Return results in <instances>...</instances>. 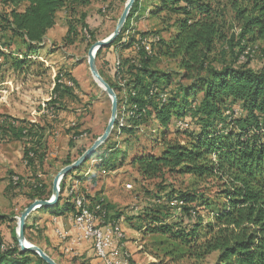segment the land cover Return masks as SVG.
Listing matches in <instances>:
<instances>
[{
  "label": "trees",
  "instance_id": "obj_1",
  "mask_svg": "<svg viewBox=\"0 0 264 264\" xmlns=\"http://www.w3.org/2000/svg\"><path fill=\"white\" fill-rule=\"evenodd\" d=\"M0 4L9 10L0 14V30L9 32L31 49L43 43L47 32L56 24L58 12L74 15L76 7L88 3L87 0H0ZM212 4V0L134 2L121 34L105 47L111 48L118 57L117 64L113 65L115 84H109L117 97L118 113L122 105L126 112L132 113L127 115L122 127L115 123L111 135L135 137L142 127L154 121L158 125L157 140L162 143L163 152L160 156L134 155L130 164L139 176L150 181L164 173L178 174L199 180L213 179L217 184L216 195L220 202L210 203L202 194L194 192L176 194L170 191L166 195V214L160 206L149 207V211L143 213L144 217H137L141 223L138 229L142 225L148 226V233L160 235L175 244L176 247L172 246L174 251L177 247L182 248L198 260L215 254L214 264H264V71H254L249 66L253 45L264 42V0H227L239 30L236 38L223 34V13ZM145 17L158 18L162 23L172 22L174 28L167 42L162 41L157 32L134 33L158 38L151 42L150 54L133 48V36L128 43L123 45L121 42L122 34L130 24ZM85 18L83 14L79 20L83 30L87 31L85 39L90 46L92 33ZM76 37L77 33L69 23L64 40L72 45ZM156 55L178 59L183 71L181 79L188 85L178 84L175 92H168L171 76L154 69ZM0 58L12 60L15 68L22 64V60L11 58V55L0 53ZM78 88L70 73L59 74L50 107L60 105L65 97L74 100V90ZM177 122L185 123L186 127L180 130L176 127ZM173 123L176 132L187 137L186 145L165 140ZM191 125L196 130H191ZM42 132V127L36 124L0 115V136L23 145L22 160L32 170L42 168L46 158L47 144ZM109 141L108 138L103 146ZM116 148L115 143L106 147L109 156L106 157L107 152L102 155V167L112 168L119 156L125 158V153ZM71 163L67 159L63 166ZM79 171L80 167L61 180L57 203L44 209L49 217L67 218L75 214V195L69 194L71 186L66 179L79 182L80 177H73ZM32 178L34 181L26 185L31 192L30 202L48 200L51 191L38 175ZM22 183L17 179L10 184L15 188ZM85 198L90 209L100 205L104 224L122 218V214L113 212V206L102 199ZM196 208L206 210L207 218L197 215ZM175 211L179 212V219L167 222L166 218L172 217ZM5 221L0 216V227ZM27 228L38 229L34 221L31 226H25V231ZM9 234L10 240L0 235V264H46L34 253L20 251L14 230ZM28 241L33 244L30 239Z\"/></svg>",
  "mask_w": 264,
  "mask_h": 264
},
{
  "label": "rangeland",
  "instance_id": "obj_2",
  "mask_svg": "<svg viewBox=\"0 0 264 264\" xmlns=\"http://www.w3.org/2000/svg\"><path fill=\"white\" fill-rule=\"evenodd\" d=\"M126 1L118 0L111 24L102 28V37L100 33L96 34L95 30H90L91 45L105 40L113 33ZM87 3L86 6H91L92 3L99 4L94 9L98 17L106 18L111 15L112 2L104 4L103 0H87ZM212 3L215 9L223 13V34L227 37L234 35L236 38L239 30L234 24L233 13L227 5V0H212ZM8 11L7 7L0 4V14L8 13ZM82 11L77 9L74 15L60 11L56 17V27L53 32H50L42 44L33 46L31 49L26 48L25 44L18 38L12 37L9 32L0 30V53L22 60L20 67L15 68L12 60L0 58V115L42 127L43 139L47 144L43 167L32 170L27 168L22 160L23 145L0 136V216L6 219L0 227V235L8 240H10L11 230H14L16 235L17 218L20 213L32 203L28 198L31 192L26 186L27 183L34 181L32 177L38 175V179L42 180L51 191L53 178L64 168V162L69 159L73 163L83 151L91 147L103 134L110 119V99L94 81L88 69L87 51L91 45L88 46L89 43L86 42L85 32L87 31L83 30L79 20L80 16L85 14ZM69 23L77 33L72 45L64 40ZM132 28V31L137 33L157 32L161 40L165 42L174 32L172 22L162 23L158 18L145 17L134 23ZM253 47L249 54V66L254 71H264V42H256ZM117 59V55L111 48H103L96 55L95 67L108 85L115 84L113 65ZM154 65L158 73L171 76L172 82L167 89L168 92H175L178 84L188 85L187 81L181 79L183 71L179 67L178 59L156 55ZM67 73H70L79 86L74 90L75 99L62 98L60 105L57 104L51 108L50 101L54 99L53 89L56 77ZM190 129L196 130L194 125H191ZM157 130V123L150 121L135 137L127 134L114 137L111 131L108 145L115 143L116 150L124 152L125 158L122 159L119 156V160L117 159L112 168L102 167L100 159L107 152L106 147H108L103 144L101 146L103 148L97 149L94 155L80 167V171L73 175V177H80L79 182L70 178L66 179L67 184L71 186L69 191L73 189L74 193L84 197L100 198L104 203L113 206V212L122 214L119 220L122 233L119 245L128 257L129 264H214L215 254L198 260L186 254L182 248L177 247L174 251L172 246L176 247L175 244L167 242L160 235L148 233V226L142 225L138 229L141 223L137 217H144L143 213L149 211V207L160 206L163 214H166L168 209L166 195L170 191L176 194L186 192L202 194L210 203L221 201L216 195L217 184L213 179L199 180L189 176L164 173L158 179L145 181L139 176L130 164V160L140 153L161 155L163 148L162 143L157 140ZM159 131L162 132L161 129ZM186 138L184 134L176 132L173 123L165 140H175L181 145H186ZM105 155L108 157L109 152ZM17 179H21L23 183L20 187L14 188L10 183ZM66 197L67 195L63 196L61 204ZM156 197H160L161 200H157ZM196 211L197 215L207 218L206 210L196 208ZM172 215L166 218L167 222L176 221L175 219L180 217L178 211ZM46 217L49 218V215L44 209L33 212L26 225L31 226L34 221L38 229L27 228L24 234L27 243L36 244L34 246L43 250L45 254L47 253L44 247L52 246L43 234L47 223ZM29 239L33 244L28 241ZM57 250L58 248L50 250L51 256L56 261L47 254L55 263L87 264L86 261L79 262L78 254L72 255L65 252L60 254Z\"/></svg>",
  "mask_w": 264,
  "mask_h": 264
},
{
  "label": "built area",
  "instance_id": "obj_3",
  "mask_svg": "<svg viewBox=\"0 0 264 264\" xmlns=\"http://www.w3.org/2000/svg\"><path fill=\"white\" fill-rule=\"evenodd\" d=\"M133 24H130L128 29L123 32L124 44L128 43L133 36L134 41L132 43L133 48L136 51L143 49L147 54L151 53V42L157 41V37L153 39L142 37L140 35H135L132 31ZM86 37H88L85 32ZM117 64V61H116ZM68 86H72L68 83ZM126 107L122 105L120 114L117 111V119L119 127L124 125V120L127 115H132L125 111ZM120 115V116H119ZM176 127L183 130L186 127L185 123L177 122ZM69 194L75 195L73 200L75 214L69 217V222L74 230V235H69L65 230L56 228L54 230L55 237L59 243L66 244L68 247L64 249L66 254L76 255L73 248L70 246H84L88 245L90 251L92 252L94 263L90 264H129L128 257L122 251L119 241L122 237L121 229L119 226V221L115 223L104 224L102 221L104 212L101 211L100 205H96L93 209H90L89 202L86 198L73 192V189L69 191Z\"/></svg>",
  "mask_w": 264,
  "mask_h": 264
},
{
  "label": "water",
  "instance_id": "obj_4",
  "mask_svg": "<svg viewBox=\"0 0 264 264\" xmlns=\"http://www.w3.org/2000/svg\"><path fill=\"white\" fill-rule=\"evenodd\" d=\"M136 0H127L123 11L116 23L115 29L113 33L106 38L105 40L97 41L90 46L87 51V65L89 72L94 79V81L100 86L101 90L108 96L111 102V109H110V119L107 123V126L103 132V134L97 138L94 143L89 147L76 161L71 163L68 166H65L61 169L56 176L53 178L52 187H51V197L46 201L35 200L33 201L28 207H26L17 218V228H16V241L17 246L20 251L22 252H31L37 255L44 263L46 264H57L55 263L47 254L43 252L40 248L31 245L26 242L24 231L27 220L29 216L40 209H46L53 207L59 198V185L61 180L70 172L74 171L75 169L81 167L84 163L90 159L95 151L99 149L105 142L107 141L113 127L116 123L117 119V111H118V103L117 97L114 90L101 78L99 75L96 67H95V58L97 52L109 45H111L121 34L126 21L130 15L134 2Z\"/></svg>",
  "mask_w": 264,
  "mask_h": 264
},
{
  "label": "crops",
  "instance_id": "obj_5",
  "mask_svg": "<svg viewBox=\"0 0 264 264\" xmlns=\"http://www.w3.org/2000/svg\"><path fill=\"white\" fill-rule=\"evenodd\" d=\"M104 1V4H110V2H112V12L110 16L106 17V18H100L98 16H96V14L94 13V9L96 7L99 6V4H96L94 5L93 3L91 4V6H82V7H76V10L77 9H81L83 10L82 12L85 13L86 15V18H85V23L87 24L88 28L91 30V31H96V34H99L100 33V36L102 37V28L103 27H106L108 26V24L110 25L112 21V16L114 17L115 15V11H116V8H117V4H118V0H103ZM91 2V1H90ZM104 4L102 6H104ZM60 12H58L56 14V17L57 15L59 14ZM105 19V21H103ZM56 27V24L55 26L49 30L46 34V37L45 39L48 38L50 32H53L54 28ZM100 39V38H98ZM64 167V166H63ZM63 218V217H60V218H51V217H46L45 220H47V223L45 224V230L43 232L44 236L45 237H48V240H49V243L52 244V246L50 245L51 248H46L44 247V251L49 255L51 256V253H50V250L51 249H55V248H58V252L60 254L64 253V249H66L68 247V245L66 244H62V245H59V241L57 240V238L55 237V234H54V230L56 228H59V229H62V230H65L66 232H68L69 235H74V230L72 229V226L69 222V217H67V220ZM10 236V234H9ZM71 248L74 249L75 251V254L78 256V260L79 262H85L87 264H90V263H94L95 260L93 259V255H92V252L90 251L89 249V246L88 245H84V246H80V247H75V246H70ZM52 257V256H51ZM52 259L55 260L54 257H52ZM56 261V260H55ZM58 264H64V263H59L57 262Z\"/></svg>",
  "mask_w": 264,
  "mask_h": 264
}]
</instances>
